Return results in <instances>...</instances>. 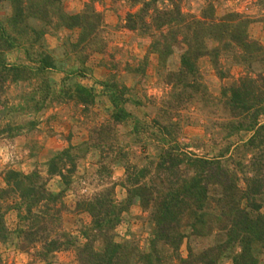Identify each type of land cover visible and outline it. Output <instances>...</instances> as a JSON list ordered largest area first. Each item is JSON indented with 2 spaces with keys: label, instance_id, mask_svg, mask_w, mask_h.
Segmentation results:
<instances>
[{
  "label": "trees",
  "instance_id": "trees-1",
  "mask_svg": "<svg viewBox=\"0 0 264 264\" xmlns=\"http://www.w3.org/2000/svg\"><path fill=\"white\" fill-rule=\"evenodd\" d=\"M99 1L90 0L79 14H69L61 0H0V109L5 110L0 143L9 146L38 132L42 116L72 102L85 120H78L79 129H88L79 143L77 131H71L67 147L50 154L45 174L33 148L32 171L7 167L0 173V243L33 252L43 264H57L56 254L67 251L74 252L77 264H264V45L250 36L252 20L237 13L218 19L213 7L204 9L200 19L188 17L181 0H167L170 8L158 7L164 0H128L141 8L127 14L124 28L152 39L148 55L158 57V77L171 89L140 118L132 108L142 111L147 101L128 96L130 88L114 80L124 64L115 62V54L102 62L116 72L97 83L104 92L78 81L92 74L90 56L106 55L109 49L102 38L104 16L95 6ZM61 30H79V36L62 41L58 52L49 48L46 37ZM180 45L185 50L173 70ZM12 53L17 55L14 63ZM203 58L210 59L220 80L230 78L232 68L244 69L223 87L219 99L211 97L203 82ZM147 64L144 60L134 70L124 65L130 74H143ZM54 74L63 77L57 81ZM11 88H24V95L9 96ZM101 96L112 109L102 122L92 113ZM193 106L208 119L207 133L222 130L211 134L221 140L212 158L178 143L182 129L196 124ZM216 117L224 120L214 121ZM129 121L128 136L142 144L141 150L154 146V156L137 155L117 143V129ZM116 167L125 170L120 183L113 180ZM55 178L57 190L51 188ZM83 182H96V192L66 204L67 194L79 195ZM118 187L126 192L123 200L117 199ZM137 205L147 233L143 247L133 234L116 240L117 227ZM11 212L17 218L14 229L7 223ZM67 212H83L90 222L81 223L74 235L64 227ZM0 264H5L1 256Z\"/></svg>",
  "mask_w": 264,
  "mask_h": 264
},
{
  "label": "rangeland",
  "instance_id": "rangeland-1",
  "mask_svg": "<svg viewBox=\"0 0 264 264\" xmlns=\"http://www.w3.org/2000/svg\"><path fill=\"white\" fill-rule=\"evenodd\" d=\"M62 4L65 8L69 6V3L72 0H69L70 2H67V0H61ZM90 0H87L85 3L89 2ZM119 1V0H116ZM150 1V0H147ZM177 2V0H175ZM74 2V1H73ZM119 9H122V16L124 14L125 17L123 20H119L117 29L121 30L126 29L124 28L125 19L128 13H136L141 8V5H138L136 7H131V2L128 0H120L118 2ZM172 3H170L167 0L160 1L158 3L159 8H170ZM214 10V16H216L218 19H222L226 17L229 14H241L243 17L248 18L249 20H252L253 24L250 27V36L254 40L260 41L264 45V0H181V9L182 13L188 17H195L197 19H200L204 9L212 8ZM8 8V5L5 3V10ZM2 15L4 14V11H1ZM105 21V20H104ZM108 30V27H107ZM106 30V26L104 29V33H102V38L107 43H114L115 37L111 36V32ZM128 30V29H127ZM131 32V33H129ZM128 33L124 32L122 35V41H124L121 47L113 46L108 49V52L106 55L101 54H93L90 56L88 62H87V68L92 70V74H88V76L84 78H78V81L85 85V86H96V90L99 94H101L103 91V87L98 82H103L107 80V78H110L111 75L116 74L115 71H111L110 68L103 66L102 62H107L109 59V54H115V62H121L126 64L129 63L132 65L133 70L138 68L140 66V62L147 60L148 64L147 66H143L144 72L143 74L135 73L130 74L125 70V65L121 64V72L117 73V75H114L116 81H120L121 83H125L131 90L129 91L128 96L133 95L136 99H145L148 104V108L142 110V111H136L132 107V110L135 112V114L142 118L144 116L145 112L150 111L151 109V103H160L161 100L165 99L168 94L170 93L171 89L169 86L164 84L162 81H160V78L158 77V57L155 54L148 55L149 47L152 43V39L149 37H141L138 35L137 32H132L129 30ZM136 33V36L134 34ZM79 36V30L69 31V30H61L57 35H48L47 38V44L50 49L58 50V52H61V43L65 39H71L72 41H76L77 37ZM52 39V40H51ZM209 47H213L212 42H207ZM109 45V44H108ZM53 46H56L55 48H51ZM59 47V48H58ZM58 48V49H57ZM109 48V47H108ZM185 50V47L180 45L175 47V55L172 58V68L173 70H177L180 65V55ZM62 54V53H61ZM16 53H12L10 55V61L14 63L16 61ZM101 58V59H100ZM148 58V59H146ZM106 60V61H105ZM89 63V65H88ZM115 64V63H113ZM93 66V67H92ZM105 67L104 70L101 72ZM96 68V76L94 75V69ZM199 68L200 72L202 74L203 82L207 85L209 94L214 99H219L221 97V90L223 87L230 86L234 80H237L239 77H241L244 73V69L242 67H235L232 68L231 76L230 78H227L225 80H220L216 74L215 69L213 68L211 61L209 58H203L199 61ZM106 73V74H105ZM63 76L60 74H54V78L57 81H60ZM113 79V78H112ZM24 88H11L9 96L16 97V96H23L24 95ZM98 104L93 108L92 113L96 115V118L99 119L101 122L108 119L111 115V105L107 101L105 97L99 98ZM17 102V101H16ZM79 107L75 106V104L72 102L69 105H63V106H57L56 108H53L49 110L44 116L40 118V124H42L45 120L47 121V124H45V128L43 127V131L39 130L38 132L34 131L31 135L25 136L27 142V153L25 154L28 156V161L32 163L33 161L29 159V156L32 152V148L38 153L37 159H35L39 166V168L42 170L43 174L46 173V169L42 167V163L39 162L40 160L43 161L44 155H41V148L37 147V143L35 141L38 139L40 140L43 138V141L49 140V137L56 138V141L59 142L60 145H63V148L67 147V141L65 138L71 134V131H74L78 134H76V138H74L76 143H79L83 140H86L88 136V129L83 128L79 129L81 126L78 123V120H84V118H81V114L79 113ZM56 114H54V110H56ZM196 109L193 106L191 108V118L196 122V124L193 123L191 125H187L182 129L181 135L178 139V143L181 145L190 144L191 147L190 152H194V154L202 157H208L212 158L216 152L217 147H220V139L219 137H213L211 134L213 132H221L222 130L220 128H216L211 131L210 133H207L206 128L208 127V119L205 118L202 114L196 113ZM49 115L48 118H51L49 121L47 120L46 116ZM5 110L0 109V123L5 121ZM214 121L217 120H224V119H218L217 117L213 119ZM45 121V122H46ZM220 121V122H222ZM85 122V120L83 121ZM51 124V125H49ZM43 125V124H42ZM52 126H57V130L55 132V127L49 128ZM133 126V122L129 121L125 124H122L117 129V143L125 147L126 150L130 152H136L137 155L140 153H144L149 156H154L157 150L152 145H148L146 150H141L142 144H136L135 140L128 136V133L131 131V128ZM70 128V129H69ZM250 135L248 134L247 137L244 139L246 140L249 138ZM79 138V139H77ZM54 139L52 140L53 143L57 146L56 141L54 142ZM63 140V141H62ZM216 140V141H215ZM147 140L146 142H148ZM24 142V141H21ZM234 142H239L238 138L234 139ZM25 144V143H24ZM34 146V147H32ZM197 146V147H195ZM6 148H9V152L15 151V149H12L11 146H5V143H0V173H2L5 168L13 167V162H19L21 160L19 157V154H14L13 161H6L5 163V150ZM59 151V150H58ZM40 156V157H39ZM95 158L91 157L90 161L94 160ZM132 161L135 159L131 158ZM9 162V163H8ZM28 163V162H27ZM15 169V168H14ZM113 180L116 183H120L124 176H125V170L123 167H116L113 172ZM92 180V179H91ZM57 179H53L51 182V188L53 190H57ZM96 182L88 183L83 182L82 183V190L80 191L79 195H75L72 192H69L65 198L66 204L69 206L74 205L75 202L78 199V196H85L90 197L93 195L94 192H96ZM0 187H4V181L0 178ZM117 192V199H121L123 196L126 197V192L121 188L118 187L116 189ZM124 193V194H123ZM77 196V197H76ZM124 197V198H125ZM144 215L141 212L140 207L134 206L131 211L127 214H125L124 221L120 226L116 229V240L117 242H122L124 240H128L132 238V234L136 235L137 239L140 242V245L143 247L145 245V240L147 239V233L144 231L145 223L141 220V218ZM64 227L67 231L70 233L77 235L79 225L82 224H88L90 222V218L85 213H78V212H71V213H65L64 214ZM16 214L11 212L7 215V223L10 228L14 229L16 227ZM208 244V243H207ZM183 255L186 256V246L182 249ZM32 253H24L21 252L15 245L6 246L0 243V256L5 264H43L39 261H37L33 257ZM56 261L57 264H77L75 259V254L72 251L67 252H59L56 254ZM230 264V263H228Z\"/></svg>",
  "mask_w": 264,
  "mask_h": 264
},
{
  "label": "crops",
  "instance_id": "crops-1",
  "mask_svg": "<svg viewBox=\"0 0 264 264\" xmlns=\"http://www.w3.org/2000/svg\"><path fill=\"white\" fill-rule=\"evenodd\" d=\"M86 1L87 0H72L70 2L69 0H67V2H70V3H69V6L67 7L66 11L69 14H79L80 12H82L84 4H85ZM119 1H116V0H101L95 5L97 11L102 13L103 16H104L106 30H107V27H108L107 31L111 32V36L112 37H115V41H114L113 44L112 43H108L109 44L108 45L109 49H110V47H112V45L121 47L124 44L123 43L124 41H122L123 33L124 32H126V33L129 32V30H127V29H123V28L121 30L117 29V27L119 26L118 25L119 20L120 19L123 20L125 15H126V14H124L122 16V9L118 8L119 7V4H118ZM129 33H131V32H129ZM134 35L136 36V33ZM55 47L56 46H53L51 48H55ZM88 65H89V63H88ZM92 69H94L93 73L96 76V73H97L96 72V68H92ZM103 70L105 72V70H106L105 67L102 70H100V71L102 72ZM60 75H62V74H60ZM54 111H55L54 114H56L57 109L54 110ZM48 117H49V115L46 116L47 120L48 119L50 120L51 118H48ZM45 121L42 123L43 125L39 124V126H38V130H40L41 133L43 131V127L45 128V124H47V121L46 122ZM49 125H51V124H49ZM52 127H55L54 130L56 132L57 126H52ZM52 127H49V128H52ZM42 139L43 138H41L40 140L37 139L35 141V143H37V147L41 148V152H42L41 155L42 154L44 155L43 161L40 160V158H39V162H41L42 163L41 166L45 168V164H46L50 154L53 153V152H56L58 150H62L63 149V145H60L59 142L56 141V138L54 139V138L49 137V140L47 139V141H43ZM53 139H54V142L56 141L57 146L53 143V141H52ZM25 140H26V137L24 135V136L20 137L19 139L14 140L13 143L9 144V147L11 146V148L15 149V151L9 152L8 151L9 148H6V150H5V163H6V161H9V160L13 161L14 154H19V157H17V158H20L21 160H19V162H16V163L13 162V167L15 169L22 170V171L28 173V172L33 170V166L31 165L32 163H30L28 161V156L25 155L27 153L26 150L28 148L27 142H25ZM21 141H24V142H21ZM124 197L125 196H123L121 199H124Z\"/></svg>",
  "mask_w": 264,
  "mask_h": 264
}]
</instances>
